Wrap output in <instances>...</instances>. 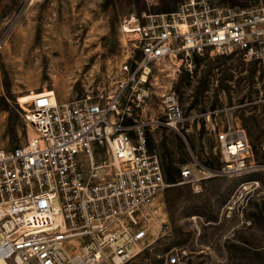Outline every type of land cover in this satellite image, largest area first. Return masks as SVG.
Segmentation results:
<instances>
[{"label":"built area","instance_id":"1","mask_svg":"<svg viewBox=\"0 0 264 264\" xmlns=\"http://www.w3.org/2000/svg\"><path fill=\"white\" fill-rule=\"evenodd\" d=\"M120 32L133 48L113 90L64 101L48 90L18 102L26 139L0 148V261L126 264L150 244L153 203L168 186L147 132L164 126L182 135L174 91L158 95L160 115L147 113L153 65L174 58L191 71L193 55L234 52L264 69V5L182 0L124 17ZM215 141L219 167L184 165L179 183L199 190L210 176L264 170V141L256 156L243 128L224 126ZM173 250L167 264H186V250Z\"/></svg>","mask_w":264,"mask_h":264},{"label":"rangeland","instance_id":"2","mask_svg":"<svg viewBox=\"0 0 264 264\" xmlns=\"http://www.w3.org/2000/svg\"><path fill=\"white\" fill-rule=\"evenodd\" d=\"M179 1L0 0V143L10 147L26 139L18 102L36 92L53 90L64 101L113 90L125 49L133 48V40L120 32L122 19L169 11ZM219 1L264 5V0ZM198 57L193 55L191 71L174 58L152 67L155 94L147 113L160 115L158 95L172 90L184 119L178 125L182 135L164 126L148 131V148L163 168L179 169L178 182L155 198L150 244L126 264H167L174 248L186 250V264H264V170L210 176L199 190L179 183L184 165L219 167L215 132L224 126L243 128L259 156L264 70L234 52ZM8 128L12 134L5 133Z\"/></svg>","mask_w":264,"mask_h":264},{"label":"trees","instance_id":"3","mask_svg":"<svg viewBox=\"0 0 264 264\" xmlns=\"http://www.w3.org/2000/svg\"><path fill=\"white\" fill-rule=\"evenodd\" d=\"M180 1H182V0H180ZM179 1V2H180ZM216 1H219V0H216ZM171 10H173V9H171ZM170 11V10H169ZM195 59L197 60V61H199V57H198V55H195ZM251 63L253 64V65H255V64H257L256 62H254V61H251ZM264 70V69H263ZM12 132H13V130L11 129V128H8L7 130H6V134H12ZM191 147H192V145H191ZM182 163L184 164V163H186V161H183L182 160ZM178 168L177 167H173V168H170V167H166V168H163V173H164V177H165V180H166V182L168 183V184H176L177 182H178V180H177V173H178ZM177 185H173L172 187H176Z\"/></svg>","mask_w":264,"mask_h":264},{"label":"crops","instance_id":"4","mask_svg":"<svg viewBox=\"0 0 264 264\" xmlns=\"http://www.w3.org/2000/svg\"><path fill=\"white\" fill-rule=\"evenodd\" d=\"M1 147H6V146H4V143H0V148H1Z\"/></svg>","mask_w":264,"mask_h":264},{"label":"bare ground","instance_id":"5","mask_svg":"<svg viewBox=\"0 0 264 264\" xmlns=\"http://www.w3.org/2000/svg\"><path fill=\"white\" fill-rule=\"evenodd\" d=\"M0 264H6L5 262H3V261H0Z\"/></svg>","mask_w":264,"mask_h":264}]
</instances>
